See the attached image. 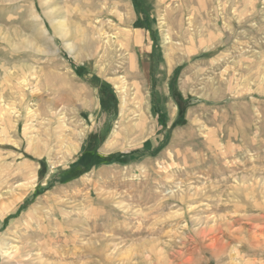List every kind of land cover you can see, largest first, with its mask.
I'll return each instance as SVG.
<instances>
[{"label":"rangeland","instance_id":"1","mask_svg":"<svg viewBox=\"0 0 264 264\" xmlns=\"http://www.w3.org/2000/svg\"><path fill=\"white\" fill-rule=\"evenodd\" d=\"M0 264H264V0H0Z\"/></svg>","mask_w":264,"mask_h":264},{"label":"trees","instance_id":"2","mask_svg":"<svg viewBox=\"0 0 264 264\" xmlns=\"http://www.w3.org/2000/svg\"><path fill=\"white\" fill-rule=\"evenodd\" d=\"M98 158L92 155H81L77 161L72 163L70 166V170H74L75 168H84L87 169L90 166L96 164L98 162Z\"/></svg>","mask_w":264,"mask_h":264},{"label":"bare ground","instance_id":"3","mask_svg":"<svg viewBox=\"0 0 264 264\" xmlns=\"http://www.w3.org/2000/svg\"><path fill=\"white\" fill-rule=\"evenodd\" d=\"M33 17H35L36 19H38V18H39V15L36 13V14H34ZM55 22H56V21H55ZM57 29H58L60 35H62V36H65V35H66L65 33L67 32V31H66L67 29H65V26H64L63 24L60 23V26H58ZM66 44L68 45V47L71 48V43H70V42H66ZM253 208H254V207H253ZM259 219H260V218H259ZM3 246H4V245H3ZM13 247H14V246H13ZM29 247H30V246H29ZM29 247H28V248H29ZM10 248H12V247H10ZM28 248H27V249H28ZM8 249H9V247H7V246H6V247H5V246L2 247V252H3V253H7V256H8V253H9V252H8ZM31 249H32V248H31ZM33 249H34V248H33ZM13 250H14V249H12V251H13ZM22 250H23V249H22ZM28 251L30 252L31 250H28ZM19 252H20V250L16 248V249H15V253H16V254H19ZM12 253H13V252H12ZM13 254H14V253H13ZM9 255H10V253H9ZM3 256H5V255H3ZM11 256H12V255H11ZM16 258H17V257H16Z\"/></svg>","mask_w":264,"mask_h":264}]
</instances>
